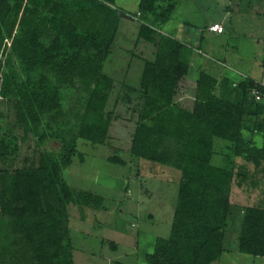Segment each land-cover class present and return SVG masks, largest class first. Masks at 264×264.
Wrapping results in <instances>:
<instances>
[{
	"label": "trees",
	"instance_id": "1",
	"mask_svg": "<svg viewBox=\"0 0 264 264\" xmlns=\"http://www.w3.org/2000/svg\"><path fill=\"white\" fill-rule=\"evenodd\" d=\"M165 1L140 0L132 14L110 0H0V264H74L68 205L107 206L64 171L75 156L85 159L79 140L109 141L119 103L136 118L130 153L180 171L171 234L156 238L147 263L220 260L235 177L242 186L264 173V82L195 65L193 48L160 29L175 8ZM122 14L140 20L138 40L155 52L143 58L140 86L123 84L109 110L115 82L104 65ZM183 78L196 83L192 107L176 101ZM215 138L230 142L220 146L224 161L245 162L212 164ZM242 212L239 251L264 256V206Z\"/></svg>",
	"mask_w": 264,
	"mask_h": 264
},
{
	"label": "rangeland",
	"instance_id": "2",
	"mask_svg": "<svg viewBox=\"0 0 264 264\" xmlns=\"http://www.w3.org/2000/svg\"><path fill=\"white\" fill-rule=\"evenodd\" d=\"M110 1L119 9L135 14L140 0ZM165 2L174 4L175 8L171 18L161 24L163 32L184 41L196 54L198 37L201 34L205 36L198 54L200 60L196 62L204 70L217 78L226 74L239 79L236 72H241L259 80L264 79V0ZM215 21L226 27L225 34L208 31L209 25ZM140 26L138 18L125 14L120 16L110 56L104 65V73L115 82L108 102L109 110L114 107L123 84L140 86L143 58H153L154 45L144 39L138 40ZM187 82L179 84L176 101L192 107L196 83L191 78ZM116 112L118 118L113 120L109 141L93 145L79 140L78 151L85 159L82 162L79 156H75L64 171L66 182L104 196L107 206L106 209L96 210L73 203L68 205L74 264H148L146 254L153 250L156 238H169L171 234L180 171L133 156L130 146L136 118L130 116L131 112L122 103L116 106ZM255 141L261 143L260 138ZM214 143L216 153L212 164L229 167L231 160L235 164L245 162L235 156L224 161L221 151L228 150H220V146H228L230 142L215 138ZM56 144L52 142V146ZM115 155L125 164L109 160ZM249 170L255 173L253 164H249ZM236 179L232 184L225 250L220 260L212 264H264V256L242 253L238 247L243 209L247 206H264V173H257L258 183H253L251 178V183L248 181V185L240 186ZM112 241L117 244L116 248L110 245Z\"/></svg>",
	"mask_w": 264,
	"mask_h": 264
},
{
	"label": "crops",
	"instance_id": "3",
	"mask_svg": "<svg viewBox=\"0 0 264 264\" xmlns=\"http://www.w3.org/2000/svg\"><path fill=\"white\" fill-rule=\"evenodd\" d=\"M217 22H218V21H215V22L211 23V24L209 25V27L207 28L208 31H209L210 33H212V34H218V35H219V34H221V35L225 34V32H226V27H225L223 24H222V25H223V27L225 28V31H224L223 33H217V32H214V31H212V30L210 29V26H211L212 24H214V23H217ZM218 23H219V22H218ZM178 29H179V28H178ZM179 30H180V29H179ZM166 33H167V32H166ZM198 38H199V43H198V44H199V45H198L199 47H197L198 50L196 49V51H197L198 54H200V50H201V49H200V46H201V43H202V41H205L206 38H205V36H204L203 34H201V36L198 37ZM204 38H205V39H204ZM223 45H224V44L222 43V46H223ZM154 52H155V50H154ZM154 52H153V53H154ZM153 53H152V54H153ZM198 54H196V53L194 54V57H193V63H194V64H195V60H197V61L200 60ZM240 73H241V72H239V73L236 72V74H239V76H240L239 79H236L235 77H232V78H231L230 76H229V77H230L233 81H239V80L242 78L241 75H240ZM212 74H213V73H212ZM246 75H247V74H246ZM224 76H227V75L224 74L223 77H224ZM248 76H250V75H248ZM251 77H252V76H251ZM221 78H222V77H221ZM187 79H188V78H184V79H182V80L180 81L179 84L181 85L182 82L188 83V82H187ZM255 79H256V80H259V79H257V78H255ZM261 81L264 82V79L262 78ZM181 90H183V88H182ZM179 92H180V90H178V93H179ZM181 93H182V92H181ZM184 98H185V94L183 95V98H182V99L184 100Z\"/></svg>",
	"mask_w": 264,
	"mask_h": 264
},
{
	"label": "built area",
	"instance_id": "4",
	"mask_svg": "<svg viewBox=\"0 0 264 264\" xmlns=\"http://www.w3.org/2000/svg\"><path fill=\"white\" fill-rule=\"evenodd\" d=\"M210 29H211L212 31H214V32H217V33H223V32L225 31V28L223 27V25L220 24V23H218V22L212 24V25L210 26ZM240 75H241L242 77H246V76H247V75H245V74H243V73H240ZM235 85H236V83H235ZM253 94L255 95V97H256L257 100L261 99V95L259 94V91H258L257 89H254V90H253Z\"/></svg>",
	"mask_w": 264,
	"mask_h": 264
}]
</instances>
